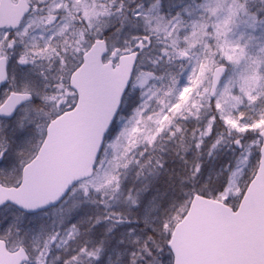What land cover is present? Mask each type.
<instances>
[{
    "label": "snow or ice",
    "instance_id": "obj_1",
    "mask_svg": "<svg viewBox=\"0 0 264 264\" xmlns=\"http://www.w3.org/2000/svg\"><path fill=\"white\" fill-rule=\"evenodd\" d=\"M0 264H264V0H0Z\"/></svg>",
    "mask_w": 264,
    "mask_h": 264
}]
</instances>
